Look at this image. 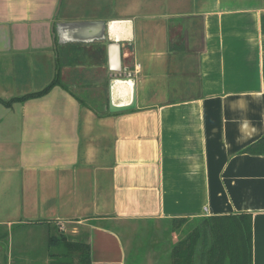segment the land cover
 Returning a JSON list of instances; mask_svg holds the SVG:
<instances>
[{"label": "crops", "instance_id": "crops-1", "mask_svg": "<svg viewBox=\"0 0 264 264\" xmlns=\"http://www.w3.org/2000/svg\"><path fill=\"white\" fill-rule=\"evenodd\" d=\"M263 136L264 0H0V264H171L173 219L241 213L264 264Z\"/></svg>", "mask_w": 264, "mask_h": 264}, {"label": "trees", "instance_id": "trees-1", "mask_svg": "<svg viewBox=\"0 0 264 264\" xmlns=\"http://www.w3.org/2000/svg\"><path fill=\"white\" fill-rule=\"evenodd\" d=\"M56 82L57 80L54 79L44 89L14 98L5 104L9 105L14 100L23 101L41 96ZM245 151L264 152V136ZM193 220L196 224L187 232L186 236L173 243L170 251L171 264H251L249 214L208 216ZM187 221L190 220L173 219V229ZM49 244L56 245L62 254L66 252L67 248L78 251V260L82 264H89V246L87 244L79 240L69 241L64 235L50 237Z\"/></svg>", "mask_w": 264, "mask_h": 264}, {"label": "rangeland", "instance_id": "rangeland-1", "mask_svg": "<svg viewBox=\"0 0 264 264\" xmlns=\"http://www.w3.org/2000/svg\"><path fill=\"white\" fill-rule=\"evenodd\" d=\"M196 224V222L194 220H190L187 222L182 223L180 226L178 227H174V242L177 240H181L183 239L187 232ZM141 230V229H140ZM57 231H59L58 229L56 231H54L55 234L53 235H58ZM63 232V231H62ZM42 232L40 230V228H32V229H22V230H15L14 232H12L11 234V240L15 241L16 244L18 245L19 242L23 241V240H32V241H37L38 239H41L42 237ZM150 235L146 234L144 235L142 231H139L136 233V239L133 242L132 246H136L135 252H139V257H141L143 254L142 251H144V249H146L151 243H150ZM8 238L6 237L2 242L3 244L7 243ZM144 248V249H143ZM129 254L131 256H133V250L129 251ZM61 261V259H60Z\"/></svg>", "mask_w": 264, "mask_h": 264}, {"label": "bare ground", "instance_id": "bare-ground-1", "mask_svg": "<svg viewBox=\"0 0 264 264\" xmlns=\"http://www.w3.org/2000/svg\"><path fill=\"white\" fill-rule=\"evenodd\" d=\"M128 86L127 83H122V82H119V81H114L113 82V93H114V96L116 98H119V94H122L123 93V90L126 89Z\"/></svg>", "mask_w": 264, "mask_h": 264}, {"label": "water", "instance_id": "water-1", "mask_svg": "<svg viewBox=\"0 0 264 264\" xmlns=\"http://www.w3.org/2000/svg\"><path fill=\"white\" fill-rule=\"evenodd\" d=\"M134 106V92L132 91V95H131V103H129L128 105L126 106H113V104H109L108 105V109L110 111H118V110H122V109H130Z\"/></svg>", "mask_w": 264, "mask_h": 264}]
</instances>
